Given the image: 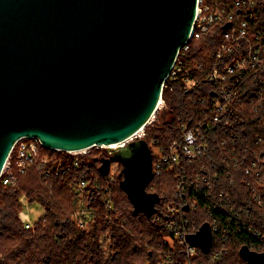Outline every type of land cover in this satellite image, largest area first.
Masks as SVG:
<instances>
[{"label": "trees", "instance_id": "obj_1", "mask_svg": "<svg viewBox=\"0 0 264 264\" xmlns=\"http://www.w3.org/2000/svg\"><path fill=\"white\" fill-rule=\"evenodd\" d=\"M252 1L255 8L264 7V0ZM257 17L250 31L255 27L264 29V13ZM222 28L224 23L212 34L193 38L189 48L179 53L178 58L188 66L194 62L201 66L191 69L195 82L190 87L180 77L165 79L161 93L165 111L162 114L163 107H157L153 118L143 127L148 142L166 144L179 138L177 116L181 113L190 120V116L201 115L203 106L194 100L199 95L210 98L215 93V87L207 79L202 80L203 77L214 66L233 63L239 54L254 50L255 40L248 33L240 38L236 50L221 52L217 57V51L226 42L221 37ZM258 56L264 60V49ZM263 78L264 70H258L240 80L239 93L225 116L228 121L220 122L217 133L218 138H228L233 132L234 137L229 141L239 149L234 153L236 162L222 156L216 161L219 178L216 189L231 197L232 203L227 205L220 199L209 212L206 206L211 200L202 193L189 190L183 197L185 204L180 206V215L195 227L216 218L221 227L228 229L227 251L215 260L210 256L211 251L204 254L197 247L199 264H247L239 253L243 244L264 251V165L249 167L255 150L257 156L264 157V94L255 93L259 85H264ZM244 147L246 151L242 152ZM41 152L48 153L49 160L43 162L39 155L23 171L15 163L14 152L11 153L7 172L14 180L4 183L0 178V264L188 263L184 245L174 239L167 224L171 217L164 211L166 204L178 200L173 171L155 175L148 184L147 190L160 196L155 214L148 218L133 210L119 185L118 171L113 179L110 170L107 174L99 172L100 159L106 156L101 146H91L79 154L76 165L72 163V154L48 147H42ZM80 180H84V185H79ZM256 196L261 197L260 203ZM32 203L42 206L43 213L27 228L20 213L25 204ZM80 218L85 220L83 225ZM249 227L257 229L259 234H252ZM220 235L214 233L212 248L218 246Z\"/></svg>", "mask_w": 264, "mask_h": 264}, {"label": "water", "instance_id": "obj_2", "mask_svg": "<svg viewBox=\"0 0 264 264\" xmlns=\"http://www.w3.org/2000/svg\"><path fill=\"white\" fill-rule=\"evenodd\" d=\"M197 0H0V173L16 139L77 150L125 140L153 116ZM107 174L121 165L119 185L135 212L151 217L160 196L148 191L147 140H127L102 157ZM185 209L188 205L184 206ZM208 252L210 225L186 235ZM247 264L264 251L239 248Z\"/></svg>", "mask_w": 264, "mask_h": 264}, {"label": "built area", "instance_id": "obj_3", "mask_svg": "<svg viewBox=\"0 0 264 264\" xmlns=\"http://www.w3.org/2000/svg\"><path fill=\"white\" fill-rule=\"evenodd\" d=\"M260 12L264 13V7L258 8L256 6L255 8V2L252 0H234L233 3L228 2V0H197L195 16L189 36L180 46L167 78L180 77L186 87H190L195 82L191 69H199L201 65L198 62H194L191 66H188L183 60L178 58V55L181 51L183 52L189 48L190 41L193 38L214 33L216 27L221 23H224L221 37L226 39V42L217 51V57L221 55V52L236 50L240 46V38L248 33L255 40V48L247 54H239L233 63H226L222 67L214 66L203 77L202 80L207 79L215 87V93L209 96L210 98L199 95L194 100V103L203 106L201 115L197 114L194 118L189 115L190 120L184 119L181 113L177 116L176 119L180 130L179 138H175L166 144H159L155 140L151 142L147 141L152 154L154 176L166 171L174 172L178 200L166 204L164 211L171 217L167 222L169 230L173 232L174 239L179 240L184 245L183 248L189 256L187 264H199L200 261L197 259V247L190 245L186 239V235L194 233L198 227H195L188 219L180 215V206L185 204L183 199L185 194L189 190L202 193L208 200H211L210 204L208 203L206 206L209 212H211V208L217 207L220 199L224 204L230 205L232 203L231 197L222 190L218 191L216 189L219 179L216 172V161L222 156L223 159L228 158L230 161L236 162L237 157L234 153L236 152L237 154L239 149L237 150L235 144L229 141L234 137L233 132L228 135V138H218L217 133L221 127L220 122H223L222 120L229 113L232 101L239 93L238 85L240 80L255 71L264 70V60L258 56L259 51L264 49V44H261L264 29L262 27H255L252 31L249 29L257 22V16ZM236 17L238 18L236 19ZM262 81L264 82V78ZM255 93L257 96L264 94V85H259ZM163 105L162 99L158 107H163ZM227 121L225 119L224 123H227ZM143 135L144 131L142 129L132 138H144ZM258 140H260V137H258ZM126 141L123 140L121 144L117 143L112 146H95L105 148L106 156H109ZM42 147L47 146L43 145L37 137L22 136L16 139L0 173V178L2 177L3 182L10 183L14 180L13 175L7 172L10 167L9 157L11 153L14 152L15 163L23 171L28 165L35 162L39 155H41L43 162L49 160L48 153L41 152ZM89 148H83V151L81 149L56 150L72 154V163L76 165L78 163V155L85 153ZM245 151L246 147L242 149V152ZM253 155L255 156L251 158L249 167L264 165V157L257 156L256 150L253 152ZM258 171L259 168L256 174H258ZM79 185H84V180H80ZM255 198L258 200V203L261 202V197L256 196ZM186 205L189 206L188 203ZM157 218L158 216H155V219ZM34 219L25 220V226L31 228ZM207 222L212 232V245L208 252L211 251L210 256L217 260L228 249L225 242L227 240L228 229L227 227H221L216 218H212ZM79 223L83 225L85 220L80 218ZM248 229L254 235L259 234L257 229H251V227ZM219 232L221 235L217 244L218 246L212 248L214 233L219 234Z\"/></svg>", "mask_w": 264, "mask_h": 264}, {"label": "rangeland", "instance_id": "obj_4", "mask_svg": "<svg viewBox=\"0 0 264 264\" xmlns=\"http://www.w3.org/2000/svg\"><path fill=\"white\" fill-rule=\"evenodd\" d=\"M165 111V107L161 109V113L163 114ZM165 116V115H164ZM106 149L104 148V151ZM119 169V170H118ZM121 165H119L117 162H112L110 165V171L112 172L111 174V179H113V175L118 171V174L120 172ZM114 173V174H113ZM43 213V208L37 203H32V204H25V208L23 211L20 213L23 219H34ZM144 264H147V262H144Z\"/></svg>", "mask_w": 264, "mask_h": 264}, {"label": "bare ground", "instance_id": "obj_5", "mask_svg": "<svg viewBox=\"0 0 264 264\" xmlns=\"http://www.w3.org/2000/svg\"><path fill=\"white\" fill-rule=\"evenodd\" d=\"M143 128H140L138 129L137 131H135L134 133H132L130 136H128L125 140H129L131 139L135 134H138L139 131H141ZM123 140H119V141H116V142H109V143H103L101 144V146H112V145H115L117 143H120L122 142ZM124 144V143H123ZM84 149L81 148V151H83Z\"/></svg>", "mask_w": 264, "mask_h": 264}]
</instances>
